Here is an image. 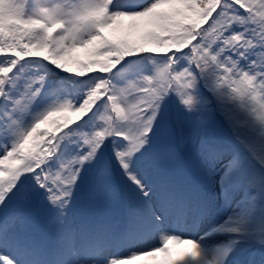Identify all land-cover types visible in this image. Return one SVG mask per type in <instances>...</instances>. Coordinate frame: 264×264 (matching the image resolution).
Returning <instances> with one entry per match:
<instances>
[{"label": "snow or ice", "instance_id": "6c2138e0", "mask_svg": "<svg viewBox=\"0 0 264 264\" xmlns=\"http://www.w3.org/2000/svg\"><path fill=\"white\" fill-rule=\"evenodd\" d=\"M0 264H264V0H0Z\"/></svg>", "mask_w": 264, "mask_h": 264}]
</instances>
